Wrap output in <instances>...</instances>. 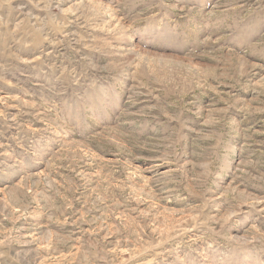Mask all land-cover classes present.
<instances>
[{
  "label": "rangeland",
  "instance_id": "374dc122",
  "mask_svg": "<svg viewBox=\"0 0 264 264\" xmlns=\"http://www.w3.org/2000/svg\"><path fill=\"white\" fill-rule=\"evenodd\" d=\"M0 264H264V0H0Z\"/></svg>",
  "mask_w": 264,
  "mask_h": 264
}]
</instances>
